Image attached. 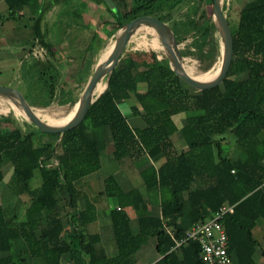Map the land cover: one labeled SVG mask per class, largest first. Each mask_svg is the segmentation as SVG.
<instances>
[{"label":"trees","instance_id":"obj_1","mask_svg":"<svg viewBox=\"0 0 264 264\" xmlns=\"http://www.w3.org/2000/svg\"><path fill=\"white\" fill-rule=\"evenodd\" d=\"M1 1L14 20L23 18L22 9L40 5L38 16L31 21L34 42L44 52L34 56L37 65H42L36 69L38 78L34 81L39 90L34 97L43 100L30 103L48 107L56 98L61 74L54 44L42 29V21L55 6L71 0ZM92 1L106 5L115 32L136 18L151 16L170 27L178 44L195 32L194 45L199 50L210 45L212 57L222 55L223 41L214 14L209 17L203 12L201 17L207 21L204 28L197 21L204 3L213 6V0L192 3L183 32L174 13L186 0H135L137 5L126 11L113 0L112 6L105 0ZM223 9L233 36L234 56L219 87L195 94L175 75L168 58L125 53L115 71L105 78L106 91L79 127L62 136L45 134L35 125L27 132L18 125L0 131V185L5 180L4 168L12 164L8 188L18 197H26L13 209H24L20 216L18 212L7 214L0 207V253L8 254L1 264H61L66 254L72 264H135L136 253L151 237L158 239L157 250L163 256L160 264H202L197 243L182 246L181 259L173 249L195 224L225 204L234 206V213L223 218L234 264H257L260 243L254 230L264 223V0H244L235 23L225 5ZM189 53L181 51L183 57ZM218 70L199 79L213 78ZM62 94L64 103L66 94ZM132 95L137 103L132 107L133 115L143 119L144 128H132L118 105ZM25 98L29 100V96ZM182 114L186 123L179 128L174 117ZM179 135L186 151L176 149L175 137ZM43 137L60 138L54 143L43 141ZM228 137L240 152L237 158L228 153ZM110 140L116 162L139 159L140 166L146 165L147 159L153 162L140 171L139 189L124 192L113 176L104 181L99 195L116 204L110 211L112 243L118 252L113 257L97 247L102 237L91 229L95 206L88 202L80 211L76 189L77 181L101 170ZM163 160V165L155 166ZM36 173L41 185L34 187ZM152 193L159 195L162 218L153 215L145 202L146 195ZM66 195L69 202L64 201ZM129 207L137 212L136 232L126 212ZM65 220L72 225L71 232ZM166 227L173 229V236Z\"/></svg>","mask_w":264,"mask_h":264},{"label":"rangeland","instance_id":"obj_2","mask_svg":"<svg viewBox=\"0 0 264 264\" xmlns=\"http://www.w3.org/2000/svg\"><path fill=\"white\" fill-rule=\"evenodd\" d=\"M194 1L186 0L174 13V19L180 24L182 32L187 29L186 21ZM113 2L123 11L130 10L137 5L135 0H113ZM243 3L244 0H224L226 12L234 23L237 21ZM105 7L104 3L97 5L92 0H71L55 6L45 15L42 21V29L47 32V38L54 44L53 51L55 52L58 71L61 74L56 98L50 106L45 108L40 106L39 103H33L34 105L30 103V101L35 99L37 102L43 100V97H34L37 94V90H39V83L34 81L38 78L36 69L42 67L41 62L37 65L34 56H43L44 52L38 47L37 42H34L33 21H31V18L38 16L40 5L39 3H34L22 9L23 18L14 20L10 19L6 3L1 1L0 86L15 88L24 97L29 96V100L25 99L34 111L43 118L48 117L50 120H60L70 115L76 109L87 84L101 61L102 55L115 44L120 32H115L116 25L113 24L112 17ZM204 11L211 17L213 6L204 3L200 15L197 17V21H199L202 28L207 25V21L201 17ZM143 29L135 33L127 47L126 54L139 52L149 56L156 54L161 60L168 58L161 42V49L152 47L151 42L154 39V32ZM194 38L195 32H192L184 43L179 44L181 51L191 52L183 57L184 67L190 70L194 76L215 73L222 66V55L212 57L210 45H207L203 50H199L194 45ZM145 42H148L149 45H144ZM33 66L35 70H33ZM103 83L107 86V79H104ZM31 84L35 85L33 93L30 91ZM62 91L66 94L64 103L61 102ZM192 92L196 94L200 91L193 89ZM9 100L7 97H0V131H8L17 125L25 132L33 129V124L28 119L17 114L11 108ZM8 108H10V111L7 114L5 110ZM1 109L3 112H1ZM136 120H139V123L142 121L132 117L130 118V124L135 125ZM183 120L184 117L181 119V115L175 117L178 126H182ZM60 137H43L42 140L56 143ZM230 139L228 137V153L237 158L240 152ZM178 148L181 150V147ZM118 166L120 164L113 159V156L105 152L102 157L101 170L92 175V178L97 179L95 180V186L93 185L91 189L82 187L81 194H86L89 191L90 195H97L100 189L103 190L104 180L114 175ZM4 174L5 180L0 185V195L1 191L4 192L3 207L6 209L7 214L18 212L20 216L24 213V209H17L16 212L13 209H15V205L25 201L26 197H18L8 188L13 174L12 164L4 168ZM32 184L34 187L41 185L39 173H36ZM112 202L114 203V201ZM133 227L136 229V223H134ZM263 236L264 234L260 231L258 237L262 239Z\"/></svg>","mask_w":264,"mask_h":264},{"label":"water","instance_id":"obj_3","mask_svg":"<svg viewBox=\"0 0 264 264\" xmlns=\"http://www.w3.org/2000/svg\"><path fill=\"white\" fill-rule=\"evenodd\" d=\"M109 5H113L111 0H105ZM224 0H213V14L220 34L222 36V66L219 69L218 75L210 81L197 80L192 77L186 70L183 64V56L177 40L171 31L170 27L151 16H142L136 18L119 32L117 40L114 44L113 50L106 61H101L89 83L87 84L80 101L77 104V110L74 117L64 125H52L41 119L34 109L29 105L24 95L17 89L12 87L0 86V97H7L21 106L25 113V118L35 125L41 132L45 134L64 135L65 133L79 127L86 119L92 104L105 92L106 89L97 93L98 85L104 79L113 73L118 67L131 39L135 33L146 28L155 32L166 50L167 57L170 60L171 68L175 75L183 80L193 89L200 92L208 91L219 87L223 84L230 71L233 56H234V42L230 28L229 21L223 9Z\"/></svg>","mask_w":264,"mask_h":264},{"label":"crops","instance_id":"obj_4","mask_svg":"<svg viewBox=\"0 0 264 264\" xmlns=\"http://www.w3.org/2000/svg\"><path fill=\"white\" fill-rule=\"evenodd\" d=\"M140 90L144 91V88L141 87ZM136 104L137 103L134 95H132L129 99H122L118 102V105L122 113L126 116L129 124H130V118L132 117H134L135 119L142 120L140 123L139 120H136L135 125L130 124V126L135 129L144 128L145 123L143 119L141 117H137L133 115L132 107L135 106ZM182 117H184V120L182 122V126L177 125L179 128H182L186 123L185 115L182 114L181 119ZM174 121H175V117H174ZM175 146L179 152L187 150V145L184 142V140L180 137V135L175 137ZM178 147H181V150H179ZM114 150H115L114 143L110 140L107 144L106 152L108 153V155H113ZM146 161H147L146 165L140 166L139 159L133 161L124 160L119 163L120 166L117 167L114 175L111 176H113L116 179L119 186L122 188L124 192L128 193L135 189H139V185H141V179L139 176L140 171L145 169L148 165L153 164V162L148 163V159ZM163 163L164 160L155 164V166L159 168L161 165H163ZM92 175L76 182V189L79 192L77 206L80 211H83L86 209L88 202L94 204L95 213L92 216L93 222L91 224V229L93 233H99L102 237V242L97 247L99 249H103L108 257H113L116 256L118 252L114 248L112 243V221L110 218V211L115 207L116 204L115 202L114 203L112 202L113 201L112 199H107L103 196H100L99 194L102 191L101 189L97 195H90V193H88L89 191L86 194H81L80 191L82 187H89V189H91L93 185L95 186V180L97 179L92 178ZM3 199H4V192L1 191L0 207L3 206ZM64 201L69 202L70 197L68 195L64 196ZM145 202L149 204V209L153 215L162 218V210L160 208V198L158 194L152 193L149 196L146 195ZM69 210L71 212L75 211L74 209L71 208H69ZM126 212L128 213L131 221L133 223H136L137 212L135 211V209L133 207L126 208ZM64 222L68 232H71L72 225L67 220H65ZM42 225L43 227H45L46 222L43 221ZM133 230L136 232L137 227L136 229H134L133 227ZM165 231L170 234V232H173V229L170 227H166ZM260 231H262V233L264 234L263 222H260L257 228L254 230V236L260 243L258 252L255 255V260L257 264H264V236L262 239L258 237V233ZM157 246H158L157 237H151L148 240V242L142 245L139 251L136 253L135 264H160V261L163 259V256L158 253ZM173 250L180 259L183 257L181 248H177L176 246ZM7 255H8L7 253H0V264H1V260L7 257ZM61 264H72L69 254H66L62 257Z\"/></svg>","mask_w":264,"mask_h":264},{"label":"built area","instance_id":"obj_5","mask_svg":"<svg viewBox=\"0 0 264 264\" xmlns=\"http://www.w3.org/2000/svg\"><path fill=\"white\" fill-rule=\"evenodd\" d=\"M229 213H234V206L225 204L210 218L195 224L183 239L177 241V248L195 242L200 247L202 264H234L229 254V236L223 224V218ZM170 234L174 235L173 232Z\"/></svg>","mask_w":264,"mask_h":264},{"label":"bare ground","instance_id":"obj_6","mask_svg":"<svg viewBox=\"0 0 264 264\" xmlns=\"http://www.w3.org/2000/svg\"><path fill=\"white\" fill-rule=\"evenodd\" d=\"M143 29V28H142ZM146 29V28H145ZM144 30V29H143ZM149 30V29H148ZM152 31V30H151ZM154 39L152 40V42H151V45H152V47H154V48H159V49H161L162 48V45L160 44V40H159V38H158V36H157V34L154 32ZM136 40V39H135ZM143 40V39H142ZM150 40V39H149ZM150 42V41H149ZM144 45H149V43L148 42H145L144 43ZM113 47H114V44L102 55V58H101V61H106L107 59H108V57L110 56V54H111V52H112V50H113ZM155 50H157V49H155ZM158 53V52H157ZM162 57H164V56H162ZM163 60V59H162ZM100 61V62H101ZM187 70V69H186ZM187 72L192 76V77H194L195 79H197V80H203V81H210V80H213L217 75H218V72H219V70H218V72H217V74L213 77V78H210V79H199V78H201V77H203V76H205L206 74H204V75H201V76H194L193 74H192V72L190 71V70H187ZM106 89V85L103 83V81L101 82V84H99L98 85V88H97V93H101V92H103L104 90ZM9 102H10V106H11V108L13 109V110H15L16 111V113L17 114H19V115H21V116H24V117H26L25 116V113H24V111H23V109L21 108V106L19 105V103H17V102H15V101H13V100H9ZM1 104V103H0ZM52 107V106H51ZM50 107V108H51ZM46 108V107H45ZM40 109H42V108H40ZM52 110V109H51ZM76 110H77V106H76V109L70 114V115H68L67 117H65V118H63V119H60V120H50V119H48V117H41V115L39 114V113H37L36 112V114L41 118V119H43V120H48V121H46V122H48L49 124H52V125H64V124H66V123H68L73 117H74V115H75V113H76ZM9 111H10V108H8V109H6L5 110V112L8 114L9 113ZM1 112H3L2 111V109H1ZM26 126V125H25ZM28 127V126H27Z\"/></svg>","mask_w":264,"mask_h":264}]
</instances>
